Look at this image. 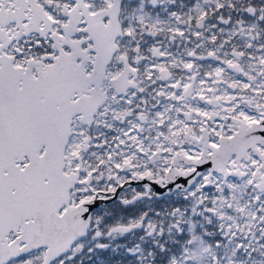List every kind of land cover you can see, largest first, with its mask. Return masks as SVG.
Wrapping results in <instances>:
<instances>
[{
    "label": "snow or ice",
    "instance_id": "snow-or-ice-1",
    "mask_svg": "<svg viewBox=\"0 0 264 264\" xmlns=\"http://www.w3.org/2000/svg\"><path fill=\"white\" fill-rule=\"evenodd\" d=\"M0 264H264V0H0Z\"/></svg>",
    "mask_w": 264,
    "mask_h": 264
}]
</instances>
